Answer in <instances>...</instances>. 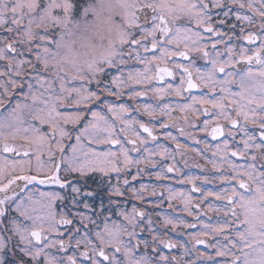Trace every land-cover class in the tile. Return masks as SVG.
<instances>
[{"label": "snow or ice", "instance_id": "snow-or-ice-1", "mask_svg": "<svg viewBox=\"0 0 264 264\" xmlns=\"http://www.w3.org/2000/svg\"><path fill=\"white\" fill-rule=\"evenodd\" d=\"M0 264H264V0H0Z\"/></svg>", "mask_w": 264, "mask_h": 264}, {"label": "flooded vegetation", "instance_id": "flooded-vegetation-1", "mask_svg": "<svg viewBox=\"0 0 264 264\" xmlns=\"http://www.w3.org/2000/svg\"><path fill=\"white\" fill-rule=\"evenodd\" d=\"M144 119L147 120V117H144ZM169 130L172 131L173 135H176L178 137V139H180L182 142H186V143H188L190 145L192 144V142L190 140H186V137L180 136L176 129L173 128V129H169ZM187 131H192V130L188 129ZM208 139H209L210 143H215L214 141H211L210 137ZM160 143L167 144L170 148H174L175 147V145L172 144L170 141L161 140ZM193 146H195V145H193ZM201 147H202V145H201ZM189 157L192 159L191 161H189ZM187 159H188V164H187V166H185L184 163H183V159L180 156H177V160L180 162L179 166L182 168V170L185 172V174H188V175H200L201 174V170H200V168L195 167V163L199 162L200 164H203V161H200L198 157H194V154H192V153L188 154ZM144 181L148 182V183H155L154 180L150 181L147 176L144 177ZM165 183L169 184L171 187H173L175 189H183L185 191L189 190L190 187H191L190 185L177 184L174 180L165 181ZM205 187L211 188L212 190H217L218 185H206ZM41 188H42V190H45V191L58 190V188L56 186H41ZM134 203H137V202L134 201V200H128L126 202L125 206L129 210H131V206ZM216 203H219V202H216ZM169 211L170 210H168L166 208V205H165V207L162 209V214H168ZM180 215H183V214L181 213ZM209 216H211V217H213V219H215V214L214 213H209ZM187 219H189V221L191 222V217H188ZM172 235L176 239H180V240H186L187 239V236H180V235H177L176 233H173Z\"/></svg>", "mask_w": 264, "mask_h": 264}, {"label": "rangeland", "instance_id": "rangeland-1", "mask_svg": "<svg viewBox=\"0 0 264 264\" xmlns=\"http://www.w3.org/2000/svg\"><path fill=\"white\" fill-rule=\"evenodd\" d=\"M192 159L189 157V161H191Z\"/></svg>", "mask_w": 264, "mask_h": 264}]
</instances>
